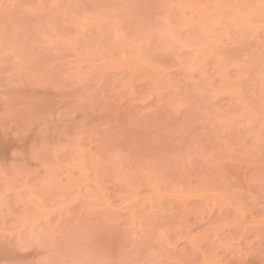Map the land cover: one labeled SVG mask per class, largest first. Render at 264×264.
<instances>
[{
  "label": "rangeland",
  "instance_id": "374dc122",
  "mask_svg": "<svg viewBox=\"0 0 264 264\" xmlns=\"http://www.w3.org/2000/svg\"><path fill=\"white\" fill-rule=\"evenodd\" d=\"M0 264H264V0H0Z\"/></svg>",
  "mask_w": 264,
  "mask_h": 264
}]
</instances>
